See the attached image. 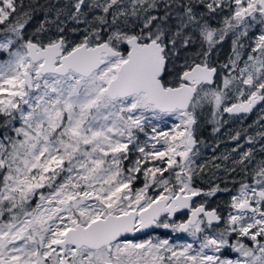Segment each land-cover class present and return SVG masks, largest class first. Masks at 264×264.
Returning a JSON list of instances; mask_svg holds the SVG:
<instances>
[{
	"label": "snow or ice",
	"instance_id": "1",
	"mask_svg": "<svg viewBox=\"0 0 264 264\" xmlns=\"http://www.w3.org/2000/svg\"><path fill=\"white\" fill-rule=\"evenodd\" d=\"M0 264H264V0H0Z\"/></svg>",
	"mask_w": 264,
	"mask_h": 264
},
{
	"label": "trees",
	"instance_id": "2",
	"mask_svg": "<svg viewBox=\"0 0 264 264\" xmlns=\"http://www.w3.org/2000/svg\"><path fill=\"white\" fill-rule=\"evenodd\" d=\"M72 25H69L71 27ZM220 129L218 133H215L212 124L207 126L206 128L197 132V138L202 142V148L200 150V157L198 159V163H207V168L205 172L201 174L202 178H197L195 180V184L198 187L203 189H207L210 185L214 183H221L222 179H225V174L223 168L225 165L231 166L230 162H224L220 170H216L212 167V163L221 164L220 159H215L216 157H221L222 154L230 152L231 149L235 146L234 141L230 139V136L233 135L237 131H241V126H237L235 128H228L225 124L223 129ZM242 143V140L240 141ZM236 176L235 173L232 174ZM239 179V176H236ZM225 185L221 183V187ZM228 187H232V184L229 183ZM226 200L225 194H218L214 197V200L209 204V207H214L216 205L223 206L224 201ZM145 238V237H144Z\"/></svg>",
	"mask_w": 264,
	"mask_h": 264
},
{
	"label": "rangeland",
	"instance_id": "3",
	"mask_svg": "<svg viewBox=\"0 0 264 264\" xmlns=\"http://www.w3.org/2000/svg\"><path fill=\"white\" fill-rule=\"evenodd\" d=\"M226 51H227V45H225V48L222 50L221 58H223V53H225ZM256 119H257V117H255L254 120H252V121L254 122ZM234 120H236V119H234ZM225 121H226V123H225ZM211 124H212V126L214 125V126L217 127L215 121L213 120V118L211 117V115L209 113V110L206 109L205 112H204V114L200 117V120H199V130L198 131L206 128L207 126H210ZM225 124L228 126V128H230V127L231 128H235V127H237V126H239L241 124V120H237V121L231 123V122H228L225 119V117L223 116L222 117V120H221L220 129L225 130V128L223 129V126ZM201 148H202V143L199 145V149L200 150H201ZM198 199H200V198H198ZM213 200H214V197L210 198L208 200V203L212 202ZM145 238H147V237H145ZM145 238H141V239H145Z\"/></svg>",
	"mask_w": 264,
	"mask_h": 264
},
{
	"label": "flooded vegetation",
	"instance_id": "4",
	"mask_svg": "<svg viewBox=\"0 0 264 264\" xmlns=\"http://www.w3.org/2000/svg\"><path fill=\"white\" fill-rule=\"evenodd\" d=\"M257 113H252V114H249L247 117L243 118V119H238V118H232V117H229L228 114H224L223 116L225 117V119L228 121V122H235L237 120H241V124L239 126H241V130L243 129H247V133L248 134H252V129L249 128L248 126L249 125H252L253 124V121L255 117H257ZM236 119V120H234ZM216 126L213 125V128L215 129ZM228 127V126H227ZM214 131V130H213ZM215 133H218L215 131ZM242 143H243V139H242ZM247 147V145H245ZM198 199V198H197ZM226 199H227V196H226ZM140 238H144L143 236L140 237Z\"/></svg>",
	"mask_w": 264,
	"mask_h": 264
},
{
	"label": "water",
	"instance_id": "5",
	"mask_svg": "<svg viewBox=\"0 0 264 264\" xmlns=\"http://www.w3.org/2000/svg\"><path fill=\"white\" fill-rule=\"evenodd\" d=\"M151 234V233H150Z\"/></svg>",
	"mask_w": 264,
	"mask_h": 264
}]
</instances>
